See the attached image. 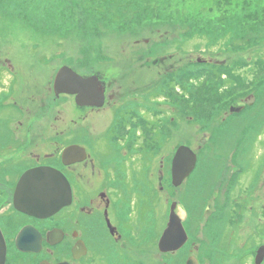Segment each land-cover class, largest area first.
<instances>
[{"label":"flooded vegetation","instance_id":"obj_1","mask_svg":"<svg viewBox=\"0 0 264 264\" xmlns=\"http://www.w3.org/2000/svg\"><path fill=\"white\" fill-rule=\"evenodd\" d=\"M78 74L93 78L91 86L98 81V87H104V103H76L73 95L56 94L54 75L38 104L60 109V147L37 152L38 142L35 146L32 139L36 123L29 111L16 105L36 104L37 99L29 87L20 88L26 80L20 79L14 62L0 60L4 264H106L109 258V264H134L127 251L132 250L133 233L139 232L136 244L145 240L143 225L149 211L158 217L151 238L157 264H264V128L255 131V139L246 140L241 134L244 104H206L205 118L198 124L197 104H148L140 92H116L113 81L106 84L98 73ZM182 111L188 113L189 141L174 144L180 122H186ZM197 128L205 141L221 140V149H206L205 143L196 146ZM180 146L189 149L193 166L174 185L172 160ZM71 147L76 160L71 163L68 157L63 163L62 155ZM22 157L29 161L21 170ZM44 166L65 178L70 201L52 217L39 219L17 211L13 197L21 175ZM171 191L178 197L165 198ZM171 206L175 229L184 239L178 249L165 252L159 242ZM24 229L40 236L38 252L16 248L15 239ZM11 238L25 256L22 262L7 259Z\"/></svg>","mask_w":264,"mask_h":264},{"label":"rangeland","instance_id":"obj_2","mask_svg":"<svg viewBox=\"0 0 264 264\" xmlns=\"http://www.w3.org/2000/svg\"><path fill=\"white\" fill-rule=\"evenodd\" d=\"M7 58L26 80L20 88L29 87L37 99L16 104L36 123L37 152L60 147L62 113L38 101L63 66L98 73L106 84L113 81L116 92H140L148 104H197L198 124L206 104H244L241 134L255 139L264 128V0H198L184 8L161 0H0V60ZM182 112L186 122L174 144L189 141L188 113ZM201 137L197 128L196 146L221 149V140ZM169 193L165 198L178 197ZM146 215L145 240L136 244L139 232L133 233L127 251L134 264H157L151 238L158 217ZM12 241L7 259L22 262L25 256Z\"/></svg>","mask_w":264,"mask_h":264},{"label":"water","instance_id":"obj_3","mask_svg":"<svg viewBox=\"0 0 264 264\" xmlns=\"http://www.w3.org/2000/svg\"><path fill=\"white\" fill-rule=\"evenodd\" d=\"M93 78L83 79L67 66L61 67L54 79L56 94L66 93L75 95L77 103L103 104L104 89L99 83L92 85ZM75 147H71L62 155L63 163L70 157V162L76 160ZM190 151L185 146H180L172 160V182L178 185L189 173L191 167ZM70 201V189L62 174L51 167H37L24 172L15 188L14 208L26 215L45 219L59 212ZM177 219L170 208L169 222L163 238L159 242V249L165 252L178 249L184 238L176 231ZM28 229L22 230L15 239V246L21 252H38L40 249V236L30 234ZM6 245L0 231V264H4Z\"/></svg>","mask_w":264,"mask_h":264},{"label":"snow or ice","instance_id":"obj_4","mask_svg":"<svg viewBox=\"0 0 264 264\" xmlns=\"http://www.w3.org/2000/svg\"><path fill=\"white\" fill-rule=\"evenodd\" d=\"M162 3H171L179 8H184L185 6H190L193 3L198 2V0H161ZM238 2V0H234Z\"/></svg>","mask_w":264,"mask_h":264},{"label":"trees","instance_id":"obj_5","mask_svg":"<svg viewBox=\"0 0 264 264\" xmlns=\"http://www.w3.org/2000/svg\"><path fill=\"white\" fill-rule=\"evenodd\" d=\"M53 9H55V8H53ZM57 9H55V11H53L52 13H53V16H54V18L56 17V13H57V11H56Z\"/></svg>","mask_w":264,"mask_h":264},{"label":"bare ground","instance_id":"obj_6","mask_svg":"<svg viewBox=\"0 0 264 264\" xmlns=\"http://www.w3.org/2000/svg\"><path fill=\"white\" fill-rule=\"evenodd\" d=\"M5 258H6V254H5ZM5 262V261H4Z\"/></svg>","mask_w":264,"mask_h":264}]
</instances>
